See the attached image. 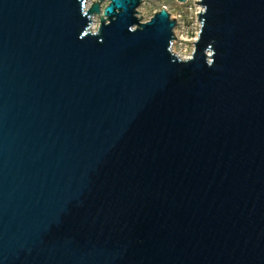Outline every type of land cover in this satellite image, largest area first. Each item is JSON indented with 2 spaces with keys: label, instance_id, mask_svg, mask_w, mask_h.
<instances>
[{
  "label": "water",
  "instance_id": "95a60500",
  "mask_svg": "<svg viewBox=\"0 0 264 264\" xmlns=\"http://www.w3.org/2000/svg\"><path fill=\"white\" fill-rule=\"evenodd\" d=\"M142 1L0 0V264H264V0Z\"/></svg>",
  "mask_w": 264,
  "mask_h": 264
},
{
  "label": "rangeland",
  "instance_id": "374dc122",
  "mask_svg": "<svg viewBox=\"0 0 264 264\" xmlns=\"http://www.w3.org/2000/svg\"><path fill=\"white\" fill-rule=\"evenodd\" d=\"M198 0L180 2L178 0H143L138 9L143 20L149 19L155 11L165 6L171 12L172 17L178 21L177 29L180 38L174 44V51L184 56L193 50L194 40L200 30V22L197 13ZM186 53V54H187Z\"/></svg>",
  "mask_w": 264,
  "mask_h": 264
},
{
  "label": "built area",
  "instance_id": "2783aa9c",
  "mask_svg": "<svg viewBox=\"0 0 264 264\" xmlns=\"http://www.w3.org/2000/svg\"><path fill=\"white\" fill-rule=\"evenodd\" d=\"M177 29V28H176ZM176 31V30H175ZM198 36V35H197ZM180 38V35L179 34H177V32H176V39L174 40V44L176 43V41L178 40ZM197 38V37H196ZM196 38H195V40H196ZM194 40V41H195ZM174 49V48H173ZM193 49H194V47H193ZM192 52H193V50L191 51V52H189V53H185V55L184 56H186L185 58H187V57H189L191 54H192ZM182 56V55H181ZM183 57V56H182Z\"/></svg>",
  "mask_w": 264,
  "mask_h": 264
},
{
  "label": "bare ground",
  "instance_id": "6f19581e",
  "mask_svg": "<svg viewBox=\"0 0 264 264\" xmlns=\"http://www.w3.org/2000/svg\"><path fill=\"white\" fill-rule=\"evenodd\" d=\"M201 8V6H199V9ZM97 25H98V23H97V19H96V21L94 22V28H96L97 27ZM177 27V26H176ZM176 27H175V33L177 32V34H179L178 33V29H176ZM173 48H174V43H173ZM183 57H186V56H183Z\"/></svg>",
  "mask_w": 264,
  "mask_h": 264
}]
</instances>
